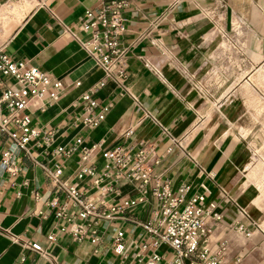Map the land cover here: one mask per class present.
Masks as SVG:
<instances>
[{
  "label": "crops",
  "instance_id": "1",
  "mask_svg": "<svg viewBox=\"0 0 264 264\" xmlns=\"http://www.w3.org/2000/svg\"><path fill=\"white\" fill-rule=\"evenodd\" d=\"M125 1L128 74L120 86L77 39L90 38L80 24L99 0H0L5 52L64 83L55 103L39 110L33 99L27 110L33 126L52 132L51 140L41 134L22 150L0 132L19 167L12 175L0 161V264H17L23 256L27 264H152L154 238L142 225L157 208L150 189L145 202L101 222L97 243L61 231L47 205L58 195L48 174L57 162L105 211L136 198L139 191L129 179L103 192L91 176L79 180L77 172L87 163L101 173L103 149L140 141L153 144L160 157L153 178L167 182L174 194L184 187L185 198L203 193V206L213 204L222 215L207 216L206 226L213 253L226 243L224 264H264V0ZM101 79L106 83L96 96L111 106L102 123L87 128L76 120L81 96ZM78 137L82 146L101 147L87 161L79 150L55 154ZM238 224L251 235L236 231ZM119 230L124 237L116 248ZM29 242L45 256L27 250ZM157 251L171 257L165 243Z\"/></svg>",
  "mask_w": 264,
  "mask_h": 264
},
{
  "label": "built area",
  "instance_id": "2",
  "mask_svg": "<svg viewBox=\"0 0 264 264\" xmlns=\"http://www.w3.org/2000/svg\"><path fill=\"white\" fill-rule=\"evenodd\" d=\"M127 5L125 0H99L97 8L85 11L80 24V29L89 33L90 38L85 40L77 37L88 55L120 86H123L128 74L125 62L127 47L123 42L126 33L124 10ZM2 78L11 79L12 84L3 85ZM105 83L101 79L81 96L82 112L76 120L87 128H94L102 123L110 109V103L103 102L96 96ZM0 86V132L22 150H26L27 144L41 134H44L46 140H51L52 132L33 126L32 117L27 110L33 99L39 110L55 103L64 90V83L36 66L13 59L0 45ZM160 126L173 143L180 144L169 129L161 124ZM133 132V129H129L126 134L130 136ZM82 143L83 139L78 137L72 145L59 146L54 152L60 157H68L79 150L82 160L87 161L91 152L101 147L100 142L90 147L82 146ZM102 157L103 172L99 173L94 165L83 163L77 172V178L83 180L91 176L92 183L103 192L114 191L116 183L124 178L129 179L136 184L139 195L124 200L121 206L112 205L105 211L101 207L103 202L93 201L86 196L78 182H71L64 176L61 164L57 162L53 169L48 170V174L58 195L50 199L47 205L60 223L61 231L69 234L75 241L89 239L97 243L101 238V222L145 202L150 189L157 208L153 216L142 225L154 238L152 246L156 250L150 257L152 264H224L221 253L225 250L226 243H222L220 252L213 253L209 247V231L206 226L207 216L220 220L222 215L215 210L213 204L203 206V193L185 198L184 187L174 194L167 182L153 178V167L160 163L153 144L140 141L137 145H118L103 149ZM0 161L12 175L19 172L14 152L1 141ZM196 164L202 169L197 161ZM235 229L245 236L252 233L242 224L236 225ZM123 237V230L115 233L116 248L120 246ZM48 239L54 240L55 235L49 234ZM161 243L168 246L170 258L157 251ZM146 247L147 245L143 246ZM25 248L45 256V251L37 243L29 242ZM17 264H27L25 256Z\"/></svg>",
  "mask_w": 264,
  "mask_h": 264
}]
</instances>
